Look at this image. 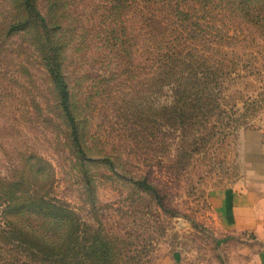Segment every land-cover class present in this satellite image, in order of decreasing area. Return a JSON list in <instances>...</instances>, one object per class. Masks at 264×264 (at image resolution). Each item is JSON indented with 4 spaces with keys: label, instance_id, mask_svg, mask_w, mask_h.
Here are the masks:
<instances>
[{
    "label": "rangeland",
    "instance_id": "374dc122",
    "mask_svg": "<svg viewBox=\"0 0 264 264\" xmlns=\"http://www.w3.org/2000/svg\"><path fill=\"white\" fill-rule=\"evenodd\" d=\"M237 2L0 0V180L29 156L48 163L45 194L104 236L117 264H224L236 241L214 199L251 188L264 139V33ZM57 50L82 151L47 67ZM191 57L221 74L222 94L213 115L186 120L154 80ZM0 264L38 263L0 240Z\"/></svg>",
    "mask_w": 264,
    "mask_h": 264
},
{
    "label": "trees",
    "instance_id": "16d2710c",
    "mask_svg": "<svg viewBox=\"0 0 264 264\" xmlns=\"http://www.w3.org/2000/svg\"><path fill=\"white\" fill-rule=\"evenodd\" d=\"M237 4L243 16L264 33V0H238ZM27 5L37 13L30 3ZM255 9H258V15L253 13ZM36 15L41 19L45 34L48 31L47 22L38 13ZM45 46L48 47L49 43L46 42ZM54 55L55 58H50L46 54L47 67L74 145L82 151L69 89L57 64L58 50ZM179 58L172 61L169 68L159 71L155 83L169 86L171 97L180 103V110L174 113L175 116L188 120L199 114L201 117L213 115L214 109L220 107L216 102L222 94L221 74L218 71L208 72L206 61L201 57H191L189 62L186 58ZM53 182V168L42 159L30 156L22 160L8 178L0 180L2 243L17 245L30 261L38 264H117L115 250L104 236L99 233L93 236L85 231L80 218L68 205L45 194L52 188ZM140 185L147 186L143 182Z\"/></svg>",
    "mask_w": 264,
    "mask_h": 264
},
{
    "label": "crops",
    "instance_id": "0c3cea01",
    "mask_svg": "<svg viewBox=\"0 0 264 264\" xmlns=\"http://www.w3.org/2000/svg\"><path fill=\"white\" fill-rule=\"evenodd\" d=\"M260 139L255 156L252 154V159H248L253 164L251 172L256 175L251 188L240 192L236 199L226 196L214 199L216 218L224 223L222 232L236 241V252L224 248V264H264V139L262 136Z\"/></svg>",
    "mask_w": 264,
    "mask_h": 264
}]
</instances>
